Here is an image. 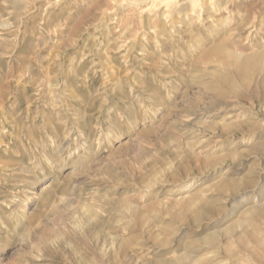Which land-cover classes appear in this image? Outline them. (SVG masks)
<instances>
[{
    "label": "rangeland",
    "instance_id": "1",
    "mask_svg": "<svg viewBox=\"0 0 264 264\" xmlns=\"http://www.w3.org/2000/svg\"><path fill=\"white\" fill-rule=\"evenodd\" d=\"M258 51L264 0H0V264H264Z\"/></svg>",
    "mask_w": 264,
    "mask_h": 264
},
{
    "label": "bare ground",
    "instance_id": "2",
    "mask_svg": "<svg viewBox=\"0 0 264 264\" xmlns=\"http://www.w3.org/2000/svg\"><path fill=\"white\" fill-rule=\"evenodd\" d=\"M229 57H231L230 56V54L228 55ZM261 58V57H264V53L263 52H261V51H258V52H256L255 53V56H254V58ZM233 58V57H232ZM234 65H235V67H236V69H237V71H238V73H245L246 72V70H245V68H246V65L248 64V63H246L247 61L245 60V59H241L240 57H235L234 58ZM224 82L223 83H225V84H227V86L229 85V83L231 84V80H229V82L227 81V80H223ZM234 81V80H233ZM219 82H220V80H219ZM221 85V84H220ZM232 86H234L233 84H232ZM231 88V87H230ZM225 89H227V88H225ZM227 91H229V89L227 90ZM196 218V220H198L199 219V215L198 216H196L195 217ZM200 220V219H199ZM197 223V222H196ZM253 229V228H252ZM251 231V230H250ZM248 235V234H247ZM247 237H249L251 240H256V236H255V234L254 233H251L249 236H247ZM246 237V238H247ZM248 239V238H247ZM246 239V240H247ZM203 240H205V242H206V244L207 243H211L212 242V240H213V237L211 236V234H210V236H207L205 239H203ZM238 240H239V238H238ZM263 242V241H262ZM242 243V242H241ZM252 242L250 241V244H251ZM261 243V242H260ZM256 245V244H255ZM246 248V246L244 245V243H242V249H245ZM251 248V247H250ZM256 249V248H255ZM241 250V249H240ZM244 252V251H243ZM226 254V253H225ZM252 254V253H251ZM250 257V256H249ZM253 258H254V256H252ZM241 263V262H240Z\"/></svg>",
    "mask_w": 264,
    "mask_h": 264
}]
</instances>
